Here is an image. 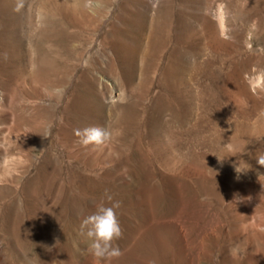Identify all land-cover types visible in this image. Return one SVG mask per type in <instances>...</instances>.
<instances>
[{"label":"rangeland","instance_id":"rangeland-1","mask_svg":"<svg viewBox=\"0 0 264 264\" xmlns=\"http://www.w3.org/2000/svg\"><path fill=\"white\" fill-rule=\"evenodd\" d=\"M92 1L96 4L88 8L86 0H0L1 214H5L9 194L16 196L19 212L24 208L28 180L33 181L37 197L47 193L38 181L41 176L31 168L43 161L35 156L37 144L46 145L58 154L67 171L53 177V181L57 178L53 184L60 183L72 196L78 195L86 178L106 175L102 166L104 159L114 179L107 183L127 187L124 196L130 207L140 200L137 194L139 171L135 168L138 159L147 168L151 165L171 177L179 178L182 172L189 171L204 176L212 194L210 201L236 207L243 240L240 244L231 242L230 249L239 245L237 255L253 264L264 252V230L255 233L250 229V223H264V167L255 159L259 151H264V91L250 89V101L235 87L238 75L245 80V74L264 68V0ZM55 6L64 16L60 30L65 40L60 45L53 38L57 30L54 15L59 11L53 9ZM83 10L100 21L92 52L101 48L100 42L106 36L102 16L109 17V23L120 29H127L129 20L133 19L135 24L132 39L114 31L108 39L128 44V49H124L128 72L103 70L112 85L99 84V78L94 76L96 82L92 91L79 84L81 63L92 45L86 38L93 28L83 16ZM216 11L223 12L225 17L226 33L219 40L210 28V24L216 22ZM159 30L164 32L162 41L158 38ZM149 34L153 35L148 47L145 38ZM161 42L169 50H176L173 70L167 78L174 98L170 97L164 105L156 98L160 75L154 62L150 61L151 66L144 69L141 55L136 58L138 64L130 63L135 61L133 50L151 48L155 53ZM78 51L82 53L80 57ZM187 63L191 65L189 70ZM45 89L49 95L45 94ZM54 89H61L62 93L57 95ZM39 122L42 128L38 136H33L30 127ZM92 125L107 126L112 133L110 142L91 153L80 154V160L54 147L59 141L71 144L72 139H78L75 129ZM137 148L142 155L136 156ZM196 149L203 151L202 154ZM237 166L243 172L237 173ZM46 198L43 195L42 204ZM76 200L74 208H67L68 220L74 218L73 209L78 216L86 212L85 202L78 197ZM249 210L254 211L252 216ZM34 221H37L35 225L41 224L38 223L40 218ZM57 226L55 219L46 221L45 237L48 238L37 233L34 239L53 251L61 233ZM46 239H49L48 244ZM88 243L76 232L71 247L79 252L74 258L67 260L59 255L45 263L41 257H32L29 262L56 264L55 260H59L61 264H105V259L88 252ZM0 250L1 263L9 264V251L1 247ZM19 258L14 259V264H23Z\"/></svg>","mask_w":264,"mask_h":264},{"label":"bare ground","instance_id":"bare-ground-1","mask_svg":"<svg viewBox=\"0 0 264 264\" xmlns=\"http://www.w3.org/2000/svg\"><path fill=\"white\" fill-rule=\"evenodd\" d=\"M95 4L96 3L92 1L91 5ZM53 9L56 10L59 8L55 6ZM84 11L85 10L82 12L83 16L88 19L89 23L93 26L89 32L90 35L86 38V42H92V45L88 50L89 54L87 58L81 63L82 76L79 84H83L85 88L88 90L91 89L92 91L94 90L93 86L96 82L94 76L99 78V84L107 82L112 85L104 75L103 70H119L120 73L128 72V59L125 51L128 49V44L126 45L122 40L118 41L119 39H108L110 33L113 31L132 39V28L135 24L132 19L127 22V29H120L114 23H109V17H104L98 13L103 17L101 23L103 22L102 26L106 27L107 30L104 40L100 42L101 48L99 50L97 49L98 51L92 52L94 44L97 43L94 38L96 36L97 26L100 24L98 22L100 21L90 17L91 15L88 16L86 13L87 11ZM222 13L221 11H216L214 14L216 22L210 24L212 34L215 39L218 40L222 35V31L223 35L226 33L224 24L225 17H223L224 15ZM54 18L56 20L55 25L57 26V30H54V41L58 45L64 44L63 41L65 40V36L60 30L63 24L62 19L64 18L63 11L59 9L58 13L54 15ZM163 34L164 32L159 30L158 38L161 39V41ZM152 35L149 34L145 38L148 47L150 46ZM161 44H158L159 47L155 53L151 48L149 50L146 49V51L131 50L133 56H135V61L132 60L130 63L136 64L138 62L136 58L141 55L144 56V59L141 57V64L144 66V69L148 68L146 67L147 65H149V67L151 66L150 61L154 62V67L158 75H160L157 83L156 98L159 103L164 105L170 97L174 98L173 87L171 88V85L167 82V78L173 70L176 50L171 51L167 45ZM129 53L131 54V52ZM81 54V51L77 52L78 57H80ZM187 55L188 53L186 56ZM189 66L191 65L187 63L186 68L188 69ZM236 89L238 92L240 91L242 94H245L250 101L252 100L250 87L246 80L240 75L236 78L235 90ZM94 92H97V90ZM25 120L29 119L25 118ZM41 122L36 125H31L30 133L33 136H38L42 128ZM77 141L78 139H72L70 142L71 144L59 141L54 147L59 151L68 152L71 158H75L76 160L81 159L80 154L84 152L91 153L94 150L91 146L87 148L81 146ZM29 145H31V143ZM34 147L38 149L35 156L40 158V160L43 159V161L35 163L31 168L34 167L36 173L41 176L38 181L47 192V196L43 194L44 199L47 197L45 201L47 207L44 206L45 203L42 204L44 202V200L41 199L43 195L42 197H40V195L39 198L36 193L33 192V181L28 180V184L24 189V208L21 209V213L17 208V203H15L16 200H14L16 196L13 197L12 194L6 195L5 214H1L2 210L0 208V234L2 232L0 247L9 251L8 253L11 256L9 264H14L17 260L16 258L19 257H21L19 259H22L23 264H30L29 261L32 257H41L45 263H50L52 260L57 259L59 255L66 257L67 260L69 258H74L79 250H73L71 241L74 239L76 232L80 233V226L84 217L95 212L100 205L112 206V204L116 202H119L120 205L119 208L116 209V214L123 234L121 238L113 241V247H119L122 255L118 258H103L105 259V264H249L250 260L247 261L240 258L238 255L233 256L230 254L229 244L234 241L240 244L243 240L240 229L241 219L235 212L236 207H229L227 203H222V201L220 203L210 201V196L212 194L208 189L207 180L203 178L204 176H197L191 174L192 172L189 171L186 173L182 172L179 178L171 177L164 172H158V170L151 165L147 168L142 160L136 159L135 168L139 171L137 194L140 200L138 204H134L130 207L124 196V190L127 187L125 185L116 186L114 183L112 185L107 183L110 180L114 181V179L112 178V174L109 173L108 166L103 158L102 166L107 171L106 175L98 178H86L84 187L78 191V195L72 196L67 193L66 187L61 186L60 183H58V185L53 184L57 180L56 178V180L53 181V177L67 171V169L62 166L55 150H51L46 145L40 146L37 144ZM137 150L136 156L142 155L141 149L137 148ZM196 152L202 154L203 151L196 149ZM28 171H30V168ZM12 185H14V183ZM53 185L54 188L51 189ZM38 187L40 186L38 185ZM109 196L112 198L111 200L108 199ZM77 197L80 201L83 200L85 202L86 212L82 216H78L73 209L72 214H74V218H72V220L70 219V221L68 220L69 215L67 213V208L69 206L74 208ZM2 198H4V196H2ZM77 207H75L76 210ZM253 213L254 211L249 210L248 214L252 216ZM37 218H40L38 223L41 224L35 225L37 221L34 220H37ZM50 219H55L57 221V228L61 231L60 238L57 240L53 251L48 249L46 244H41V241L38 242L34 239L37 233L44 235L43 238H48V236L45 237L47 235L45 223ZM57 228H55L56 231L58 230ZM250 229L257 233L259 230H264V223H250ZM38 235L39 234H37V236ZM262 237L264 238L263 235ZM47 240L49 239H46V243L48 242ZM14 259L16 260L14 261ZM55 261L56 264H61L59 260ZM0 264H2L1 261ZM69 264H71V262H69ZM253 264H264V252L259 255L258 259H255Z\"/></svg>","mask_w":264,"mask_h":264},{"label":"clouds","instance_id":"clouds-1","mask_svg":"<svg viewBox=\"0 0 264 264\" xmlns=\"http://www.w3.org/2000/svg\"><path fill=\"white\" fill-rule=\"evenodd\" d=\"M92 0H86L85 7H90ZM223 35V31H222ZM245 80L250 89L256 92L257 89L264 91V68L253 69L251 74H245ZM49 95L47 89L44 90ZM53 93L59 95L61 89H54ZM74 135L78 138V143L83 147L98 148L110 142L112 133L107 126L92 125L82 129L74 130ZM257 164L264 167V151H259L255 157ZM236 172H243L236 167ZM109 200L112 198L109 196ZM119 202L112 206L100 205L97 210L84 217L80 226V235L84 236L88 243V251L96 258H118L122 255L119 247H113V241L122 236V228L117 218L116 209ZM239 245L230 249V254L235 256L238 253Z\"/></svg>","mask_w":264,"mask_h":264}]
</instances>
